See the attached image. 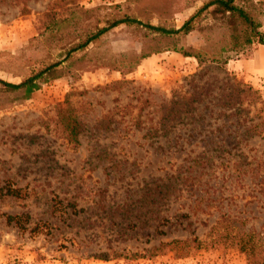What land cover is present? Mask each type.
Listing matches in <instances>:
<instances>
[{
  "label": "rangeland",
  "instance_id": "374dc122",
  "mask_svg": "<svg viewBox=\"0 0 264 264\" xmlns=\"http://www.w3.org/2000/svg\"><path fill=\"white\" fill-rule=\"evenodd\" d=\"M206 1L0 0V79L66 68L24 102L0 98V188L28 192L0 195V264H252L242 232L264 264L261 104L222 97L240 83L264 100V45L230 50L227 28L204 11L186 36L121 24L67 58L115 19L180 28ZM243 4L264 33V0ZM48 12L59 21L47 29ZM174 46L226 62L200 65ZM144 48L157 53L137 63ZM66 107L82 122L77 143ZM23 213L28 229L8 223Z\"/></svg>",
  "mask_w": 264,
  "mask_h": 264
},
{
  "label": "trees",
  "instance_id": "16d2710c",
  "mask_svg": "<svg viewBox=\"0 0 264 264\" xmlns=\"http://www.w3.org/2000/svg\"><path fill=\"white\" fill-rule=\"evenodd\" d=\"M243 1L244 0H207L194 15H192L187 21L183 23L180 28H168L163 25L143 23L141 20H138L135 17L125 15L122 18L113 20L110 25L103 27L96 32H89L86 38L81 40L78 44L72 46V48L67 53V58L69 60L72 57L73 53H76L78 51L83 52L87 50L89 45L94 43L104 33L121 24L136 25L137 27L141 26L147 29L150 33H154L158 36H186L195 29V21L201 16L204 11H207L208 14L212 15L213 19L221 21L227 28V31L229 33L228 44L230 50L242 51L249 49L255 40L264 45V33L261 31V25L259 24L257 18L253 13L254 5H252V7L250 8L246 7L243 4ZM57 15L59 14H53V12H48L46 14L47 22L50 21V23H52L50 26L46 24L47 29L51 26L53 27V25H56V22L59 21ZM174 49V51L180 52L185 57L196 58L200 65H205L208 61L218 62L220 64H224L226 62V59L221 61L220 59H217L215 57H209L206 53L194 51L192 47L179 49L178 46H174ZM153 53H157V50H150L149 52H147L144 48L142 50V53L138 57L137 63L142 59L149 57ZM80 61H83L82 57L78 58L76 61L72 60V62L70 63L75 64L76 62ZM62 63L63 62H56L49 64L42 69L33 72L29 77H27L20 83L7 82L0 79V98L3 96H12L11 101L13 102L17 101L21 103L26 101L32 96L35 90L39 89L42 83L49 82L63 76L66 68L64 66L60 67ZM132 71L133 69H129L127 71L122 70V74L125 75ZM222 97H225L229 101H232V103H235L237 101L244 103V101H247L249 105L261 104L260 112L264 116V100L258 93L254 92L251 86H243V84L238 83L234 91L226 95L224 94L222 95ZM239 106H241V103H239ZM182 112L183 111L172 110V119H180L183 115L181 114ZM60 120L64 125L70 140L77 143L78 136L82 132V122L79 119L74 108L66 107L61 109ZM162 120L163 125H166L167 123L173 121L169 119V121L164 123L166 120H168V116H164ZM262 123L264 124V120L262 121ZM262 132H264V128L261 131H257L256 134L259 135ZM0 195L12 197L15 199H25L28 197V192L21 187H13L12 185H7L0 188ZM6 219L8 223H13L14 226L19 228L20 230H26L28 229L27 223H29L31 216L29 213H23L18 215H7ZM37 227L38 225L32 228V230L35 228L37 229ZM215 229H217V227ZM228 235V232L224 233L225 237H227ZM174 242L184 243L179 240H175ZM236 245L242 252L246 254L250 263H256L255 255L257 253V242L255 241V235L242 232Z\"/></svg>",
  "mask_w": 264,
  "mask_h": 264
}]
</instances>
